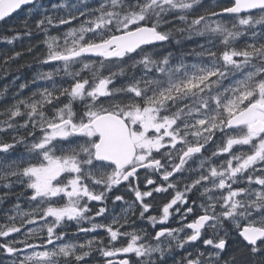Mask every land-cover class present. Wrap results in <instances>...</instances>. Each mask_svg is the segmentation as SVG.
<instances>
[{"label":"snow or ice","instance_id":"1","mask_svg":"<svg viewBox=\"0 0 264 264\" xmlns=\"http://www.w3.org/2000/svg\"><path fill=\"white\" fill-rule=\"evenodd\" d=\"M26 69L0 264H264V0H0Z\"/></svg>","mask_w":264,"mask_h":264},{"label":"trees","instance_id":"2","mask_svg":"<svg viewBox=\"0 0 264 264\" xmlns=\"http://www.w3.org/2000/svg\"><path fill=\"white\" fill-rule=\"evenodd\" d=\"M12 23V22H11ZM55 34V33H53ZM42 38V37H41ZM27 43V41H26ZM41 48L44 47V45H40ZM25 59H30L28 57H26ZM22 63L24 61H21ZM46 70V69H45ZM34 74L33 70L30 69H26L21 73V79L17 80L15 84L11 83L12 77H6V78H0V89H3L5 86V83L10 85V89L13 90L15 89L20 83L25 82V80L31 79L32 75ZM33 87V86H32ZM27 90V89H26Z\"/></svg>","mask_w":264,"mask_h":264},{"label":"flooded vegetation","instance_id":"3","mask_svg":"<svg viewBox=\"0 0 264 264\" xmlns=\"http://www.w3.org/2000/svg\"><path fill=\"white\" fill-rule=\"evenodd\" d=\"M11 23V22H10ZM6 84V83H5ZM35 87V85H33V88ZM10 91H11V89H10ZM29 92V89H25V94H27ZM11 205L10 204H5L3 207L4 208H8V207H10ZM145 226H147L146 225V223H145ZM170 226H172V227H176V224L173 222L172 224H170ZM157 227H159V225L157 226ZM149 230H151L150 229V227H149ZM70 231H75V227L73 226L71 229H70ZM103 233H101V235H102ZM81 239H83V234H81V237H80ZM92 264H98V258L96 259V260H93L92 261Z\"/></svg>","mask_w":264,"mask_h":264},{"label":"rangeland","instance_id":"4","mask_svg":"<svg viewBox=\"0 0 264 264\" xmlns=\"http://www.w3.org/2000/svg\"><path fill=\"white\" fill-rule=\"evenodd\" d=\"M47 70V69H46ZM176 226H178V225H176Z\"/></svg>","mask_w":264,"mask_h":264}]
</instances>
